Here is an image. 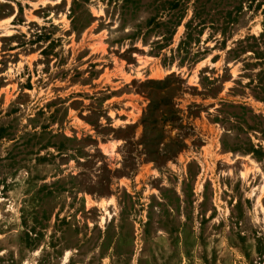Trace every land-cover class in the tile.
<instances>
[{"label":"rangeland","instance_id":"1","mask_svg":"<svg viewBox=\"0 0 264 264\" xmlns=\"http://www.w3.org/2000/svg\"><path fill=\"white\" fill-rule=\"evenodd\" d=\"M0 264H264V0H0Z\"/></svg>","mask_w":264,"mask_h":264}]
</instances>
